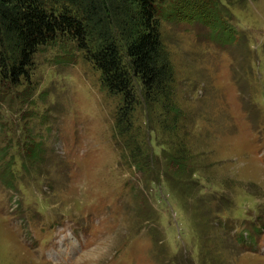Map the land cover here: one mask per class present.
Returning a JSON list of instances; mask_svg holds the SVG:
<instances>
[{
	"label": "rangeland",
	"instance_id": "374dc122",
	"mask_svg": "<svg viewBox=\"0 0 264 264\" xmlns=\"http://www.w3.org/2000/svg\"><path fill=\"white\" fill-rule=\"evenodd\" d=\"M176 13L179 121L135 115L151 162L75 44L38 51L29 84L0 81V264H264V0Z\"/></svg>",
	"mask_w": 264,
	"mask_h": 264
},
{
	"label": "trees",
	"instance_id": "16d2710c",
	"mask_svg": "<svg viewBox=\"0 0 264 264\" xmlns=\"http://www.w3.org/2000/svg\"><path fill=\"white\" fill-rule=\"evenodd\" d=\"M181 2L0 0V81L15 87L23 80L29 84L38 51L64 45L72 56L70 43L75 44L100 71L103 88L121 98L116 130L136 143L135 160L149 162L151 154L143 153L138 142L142 127L138 126L137 135L133 131L135 115L140 106L144 105L146 112L159 106L165 117L173 114L174 125L179 121L175 69L162 24L178 19L176 10ZM216 22L222 25L220 20ZM22 95L31 96L30 86H25ZM29 151L34 158L39 154L32 148ZM172 160L178 168H184L187 161L182 153Z\"/></svg>",
	"mask_w": 264,
	"mask_h": 264
},
{
	"label": "bare ground",
	"instance_id": "6f19581e",
	"mask_svg": "<svg viewBox=\"0 0 264 264\" xmlns=\"http://www.w3.org/2000/svg\"><path fill=\"white\" fill-rule=\"evenodd\" d=\"M100 254L98 253V255L96 256L97 258H99L100 256H99ZM95 258V257H94Z\"/></svg>",
	"mask_w": 264,
	"mask_h": 264
}]
</instances>
